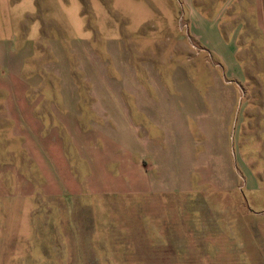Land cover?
Here are the masks:
<instances>
[{
	"label": "rangeland",
	"instance_id": "obj_1",
	"mask_svg": "<svg viewBox=\"0 0 264 264\" xmlns=\"http://www.w3.org/2000/svg\"><path fill=\"white\" fill-rule=\"evenodd\" d=\"M234 1L225 32L252 21L240 5L247 1ZM243 33L240 59L253 73L261 67L248 46L256 30ZM10 59L25 71L73 72L82 88L84 75L107 70L122 76L127 102L161 110L158 126H141L149 139L142 154L139 144L128 158L86 151L72 159V173L29 165L0 122V147L16 154L0 156V264H264V117L242 122L248 103L264 102L262 83L249 77L240 89L226 76L189 33L181 0H0V64ZM3 74L0 102L13 85ZM203 89L225 113L241 107L239 125L224 118L222 150L207 173L199 150L193 156L198 126H188L187 151L184 120L168 118L178 103H200ZM95 136L107 146V127ZM152 145L161 148L153 156Z\"/></svg>",
	"mask_w": 264,
	"mask_h": 264
},
{
	"label": "crops",
	"instance_id": "obj_2",
	"mask_svg": "<svg viewBox=\"0 0 264 264\" xmlns=\"http://www.w3.org/2000/svg\"><path fill=\"white\" fill-rule=\"evenodd\" d=\"M246 1L247 3L240 5L241 8L250 7V25L245 20H240L234 31L225 32L223 19L236 1L181 0L189 33L203 50L221 63L226 76L239 85L240 89L247 78L254 77L262 83L264 91V0ZM250 27L256 30L255 37L250 39L248 45L253 49L256 47L252 52L254 55H251V62L261 63V67L252 70L253 73L242 64L239 53L241 35H245L243 31ZM22 66L23 60L18 62L13 59L0 64L1 74L5 77L3 73L6 72L13 83L6 88L5 100L0 102V122L9 125V135L13 136L10 138L18 141L24 158L30 159L29 165L33 164L32 159L34 162L37 159L38 166L45 168L41 169L42 173H72L73 166H76L72 159L83 161L86 151L95 152L106 148L107 152L115 151L125 158L135 156L138 144L141 154L145 151L148 138L145 137L146 140L143 141L141 126H158L161 108L157 104H146L148 108H145V112L142 107L144 104L127 102L124 86L117 79L121 75H112L107 70L97 71L95 75L88 73L84 75L86 88H82L73 72L59 75L60 73L48 69L25 71ZM110 81H114L116 85H107ZM258 90L260 91V87ZM200 99L198 104L178 103L179 107L167 109L172 110V113H168L169 120L181 118L187 126V151L192 146L188 142L193 137L188 126H198L200 143L199 147L195 146L193 156L199 150V172L207 173L211 171V158H217L218 151L222 150H218L216 143L224 139V118L232 119L233 115L239 125L241 107L240 101L232 103L225 113L223 105L212 101L204 89L200 92ZM246 109L248 116L245 118L242 115V122L247 119L248 125H257L254 122L257 112L261 111L260 116L264 117L263 101L248 103L242 110ZM232 121L227 125H232ZM102 127H107L106 147L98 144L100 140L97 141L95 136L96 130L101 131ZM256 136L253 135L251 139ZM159 148L154 145L150 147L152 156L160 152ZM0 156L12 159L16 154L11 148L0 147ZM111 164L120 163L107 161V167ZM60 166L64 169H58ZM13 168H16L15 172L19 170V166ZM247 170L252 173V166L248 165Z\"/></svg>",
	"mask_w": 264,
	"mask_h": 264
}]
</instances>
